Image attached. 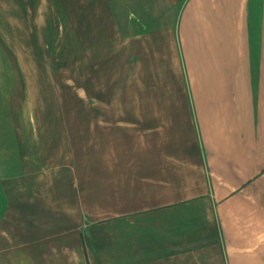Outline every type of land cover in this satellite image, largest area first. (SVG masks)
I'll list each match as a JSON object with an SVG mask.
<instances>
[{
	"label": "crops",
	"instance_id": "crops-1",
	"mask_svg": "<svg viewBox=\"0 0 264 264\" xmlns=\"http://www.w3.org/2000/svg\"><path fill=\"white\" fill-rule=\"evenodd\" d=\"M60 1L82 158L0 178V264H264L262 0Z\"/></svg>",
	"mask_w": 264,
	"mask_h": 264
},
{
	"label": "rangeland",
	"instance_id": "rangeland-1",
	"mask_svg": "<svg viewBox=\"0 0 264 264\" xmlns=\"http://www.w3.org/2000/svg\"><path fill=\"white\" fill-rule=\"evenodd\" d=\"M44 1L32 10L33 23L19 26L12 0H0V178L22 173V166H67L82 158L61 148L76 135L83 113L77 99L89 98L77 90V28L68 26L72 20L61 25L67 9L60 0L50 10Z\"/></svg>",
	"mask_w": 264,
	"mask_h": 264
}]
</instances>
